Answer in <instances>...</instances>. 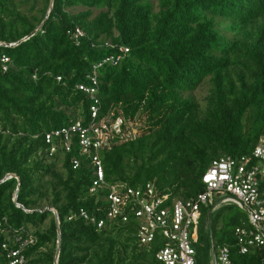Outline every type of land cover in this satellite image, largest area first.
Masks as SVG:
<instances>
[{
	"label": "trees",
	"instance_id": "trees-1",
	"mask_svg": "<svg viewBox=\"0 0 264 264\" xmlns=\"http://www.w3.org/2000/svg\"><path fill=\"white\" fill-rule=\"evenodd\" d=\"M121 46V60L97 69L99 116L136 118L141 131L99 151L104 182L91 191L95 168L75 137L49 153L44 134L90 120V97L75 85ZM1 55L0 264L16 234L33 238L24 248L33 264H162L160 240L140 244L133 214L106 218L110 187L151 182L167 202L194 197L213 159L247 154L264 134V0H0ZM221 206L202 207L195 264L222 244L230 264H264L261 246H236L247 218H210ZM80 208L104 225L67 219Z\"/></svg>",
	"mask_w": 264,
	"mask_h": 264
},
{
	"label": "built area",
	"instance_id": "built-area-1",
	"mask_svg": "<svg viewBox=\"0 0 264 264\" xmlns=\"http://www.w3.org/2000/svg\"><path fill=\"white\" fill-rule=\"evenodd\" d=\"M83 35L76 28L73 37ZM106 46L111 43L104 41ZM128 49L121 46L119 54L105 56L100 62L92 65L90 73L86 74L89 83H77L76 88L84 91L90 97V120L83 123L76 119L67 127L53 129L44 134V140L49 145V153L57 147L65 151L70 149L72 137H75L79 153L85 155L95 168V177L91 191L104 182V172L99 151L109 148L113 140L126 142L134 139L140 133L141 122L138 119L127 120L123 115H114L109 111L101 116L100 99L97 95V69L103 63L112 64L121 60ZM9 58L0 56L3 71L7 68ZM34 77V76H33ZM57 81L61 77L56 76ZM57 139L58 142H54ZM73 167L80 164L79 158L71 160ZM203 190L188 199L173 198L168 201V194L158 193L151 182L139 187H124L113 185L106 196L109 210L106 218L129 219L133 214L136 221V237L140 244L149 245L155 239L160 240L155 258L162 264H195V249L193 243L198 237V224L202 207L217 208L224 204H234L247 213V226L235 228L236 246L239 253H246L250 247L261 246L264 255V134L260 135L247 154L238 156L223 154L213 159L202 176ZM120 188L126 189L120 192ZM80 216L101 228L104 218L97 219L80 208L79 211L67 217L68 220ZM14 243L8 247L7 241L1 246L6 249L7 264H33L24 253L27 244L33 238L22 239L20 234L12 237ZM10 240V239H7ZM210 264H230L229 247L222 244L212 248Z\"/></svg>",
	"mask_w": 264,
	"mask_h": 264
},
{
	"label": "rangeland",
	"instance_id": "rangeland-1",
	"mask_svg": "<svg viewBox=\"0 0 264 264\" xmlns=\"http://www.w3.org/2000/svg\"><path fill=\"white\" fill-rule=\"evenodd\" d=\"M153 2L155 4L156 0H153ZM207 90H208V85H207V83L204 82L203 84H201L198 88H196L192 92V95L196 100L201 101L203 99V97L207 94ZM218 209L219 210H217V211L214 210L211 212L210 218H212L215 214L220 213V212L223 213V217H224L223 222H225V220H227L230 216H233L235 214H237L239 216V219H244V218L246 219L247 218L246 211L242 208H238L234 204H230L227 206L222 205ZM221 224H222V222H221ZM208 259H209V255H208ZM206 264H209V262L207 261Z\"/></svg>",
	"mask_w": 264,
	"mask_h": 264
},
{
	"label": "water",
	"instance_id": "water-1",
	"mask_svg": "<svg viewBox=\"0 0 264 264\" xmlns=\"http://www.w3.org/2000/svg\"><path fill=\"white\" fill-rule=\"evenodd\" d=\"M51 3H52V0H49V5H51ZM42 24V23H41ZM41 24H40V26H41ZM39 26V27H40ZM14 45V44H13ZM54 212V211H53ZM55 213V212H54ZM58 243H59V240L57 241ZM212 244H213V242H212ZM59 246V245H58ZM58 252H59V247H57V249H56V253H55V260H54V263H56V259H57V257H58Z\"/></svg>",
	"mask_w": 264,
	"mask_h": 264
}]
</instances>
